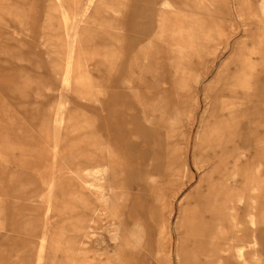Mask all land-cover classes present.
<instances>
[{"label": "rangeland", "instance_id": "1", "mask_svg": "<svg viewBox=\"0 0 264 264\" xmlns=\"http://www.w3.org/2000/svg\"><path fill=\"white\" fill-rule=\"evenodd\" d=\"M261 88L264 0H0V264H264Z\"/></svg>", "mask_w": 264, "mask_h": 264}, {"label": "crops", "instance_id": "2", "mask_svg": "<svg viewBox=\"0 0 264 264\" xmlns=\"http://www.w3.org/2000/svg\"><path fill=\"white\" fill-rule=\"evenodd\" d=\"M255 91L252 94V99L250 100V103H248L249 108L247 111H249V113L247 114H249V119H251V116H252V119L255 117V119L258 121L257 125L259 126L261 122L263 121L264 88H261ZM263 141H264L263 138L259 140V142H263Z\"/></svg>", "mask_w": 264, "mask_h": 264}, {"label": "bare ground", "instance_id": "3", "mask_svg": "<svg viewBox=\"0 0 264 264\" xmlns=\"http://www.w3.org/2000/svg\"><path fill=\"white\" fill-rule=\"evenodd\" d=\"M242 128H243V125H242ZM109 133V132H108ZM144 134L146 135V132H144ZM110 139V138H109ZM111 140V139H110ZM150 140H152V136H151V138H150ZM6 144V143H5ZM7 146V145H6ZM8 148H10L9 146H8ZM1 150V149H0ZM3 151V150H2ZM8 153V152H7ZM5 160H7V159H5ZM1 176V175H0ZM0 178H2V177H0ZM159 263H160V261H159Z\"/></svg>", "mask_w": 264, "mask_h": 264}]
</instances>
